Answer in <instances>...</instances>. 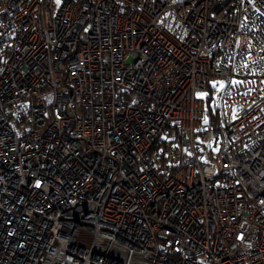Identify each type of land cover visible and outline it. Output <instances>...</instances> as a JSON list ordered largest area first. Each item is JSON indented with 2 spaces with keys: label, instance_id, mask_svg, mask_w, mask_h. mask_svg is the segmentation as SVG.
<instances>
[{
  "label": "built area",
  "instance_id": "obj_1",
  "mask_svg": "<svg viewBox=\"0 0 264 264\" xmlns=\"http://www.w3.org/2000/svg\"><path fill=\"white\" fill-rule=\"evenodd\" d=\"M57 258L264 264V0H0V264Z\"/></svg>",
  "mask_w": 264,
  "mask_h": 264
},
{
  "label": "bare ground",
  "instance_id": "obj_2",
  "mask_svg": "<svg viewBox=\"0 0 264 264\" xmlns=\"http://www.w3.org/2000/svg\"><path fill=\"white\" fill-rule=\"evenodd\" d=\"M208 102H209L208 105H209L210 107H212V106H213L212 103H211L212 101L210 102V101L208 100ZM212 115H213V114H212ZM26 119H27V115H22L20 119L17 118V117H16V118H13V117H12L11 120H12V122L14 121V123H15V122H20V121H23V120H26ZM216 121H217V112H216V119L214 120V122H216Z\"/></svg>",
  "mask_w": 264,
  "mask_h": 264
},
{
  "label": "rangeland",
  "instance_id": "obj_3",
  "mask_svg": "<svg viewBox=\"0 0 264 264\" xmlns=\"http://www.w3.org/2000/svg\"><path fill=\"white\" fill-rule=\"evenodd\" d=\"M213 93V89L211 88V89H206V90H204L202 93L204 94V95H210V93Z\"/></svg>",
  "mask_w": 264,
  "mask_h": 264
},
{
  "label": "trees",
  "instance_id": "obj_4",
  "mask_svg": "<svg viewBox=\"0 0 264 264\" xmlns=\"http://www.w3.org/2000/svg\"><path fill=\"white\" fill-rule=\"evenodd\" d=\"M210 101V100H209ZM209 103V102H208ZM212 119H213V121L216 119V111H215V109L214 110H212ZM21 117H19V119H20ZM14 122V121H13Z\"/></svg>",
  "mask_w": 264,
  "mask_h": 264
},
{
  "label": "water",
  "instance_id": "obj_5",
  "mask_svg": "<svg viewBox=\"0 0 264 264\" xmlns=\"http://www.w3.org/2000/svg\"><path fill=\"white\" fill-rule=\"evenodd\" d=\"M63 261V262H66L64 260H61V258H57L56 262L54 264H60V262ZM68 263V262H67Z\"/></svg>",
  "mask_w": 264,
  "mask_h": 264
},
{
  "label": "snow or ice",
  "instance_id": "obj_6",
  "mask_svg": "<svg viewBox=\"0 0 264 264\" xmlns=\"http://www.w3.org/2000/svg\"><path fill=\"white\" fill-rule=\"evenodd\" d=\"M57 2H59V0H57Z\"/></svg>",
  "mask_w": 264,
  "mask_h": 264
}]
</instances>
